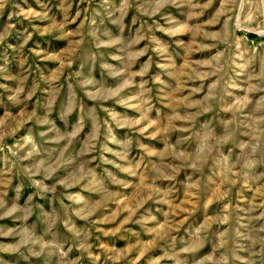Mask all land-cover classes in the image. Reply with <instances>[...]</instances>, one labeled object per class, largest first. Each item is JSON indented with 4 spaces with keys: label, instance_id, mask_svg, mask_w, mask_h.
<instances>
[{
    "label": "rangeland",
    "instance_id": "rangeland-1",
    "mask_svg": "<svg viewBox=\"0 0 264 264\" xmlns=\"http://www.w3.org/2000/svg\"><path fill=\"white\" fill-rule=\"evenodd\" d=\"M51 1L0 0V264H264V0H85L149 19L57 114Z\"/></svg>",
    "mask_w": 264,
    "mask_h": 264
},
{
    "label": "crops",
    "instance_id": "crops-1",
    "mask_svg": "<svg viewBox=\"0 0 264 264\" xmlns=\"http://www.w3.org/2000/svg\"><path fill=\"white\" fill-rule=\"evenodd\" d=\"M86 1L81 0L80 3L78 0L51 1V5L54 7V10L52 11L53 13L51 12L49 15L50 23L48 24V27L53 31H51V34L47 36L45 35V37H50L53 41L56 40L60 46L57 48L52 47L49 51V58L46 60H50L49 67L70 68V72H63L62 76L57 78L58 81L52 83V85H55V87L59 89L58 95H42V92H38L37 94L35 93V100L42 99V97L45 96L46 98L56 101L53 103L51 110L56 114L59 112V102L61 100L66 102L71 100L74 101V109L83 108V103L81 101H87L85 99H89V96L86 95L88 90H84V88L81 87H87L89 73L94 72V68L105 69L106 66H102L100 59L108 57L113 61L114 52H117L120 44H123V37L127 39L125 37V32H132V29H137L139 25H143V22L149 19V17H145V19H141V22L139 21L140 24H138V21H136L138 18H130L129 21L125 23V21L123 22L120 13L121 11H119L115 6L113 9L109 10L110 12H105V15L108 14L111 18L106 20L103 18V21H101L100 24L98 21L91 22L89 12L90 5H85L87 4ZM202 1L205 2L206 0H145V4L149 5L157 2L158 4H161V6L170 5L166 8L163 6L162 9H165V13L173 12L174 17L178 18L177 14L182 11L177 5H195L203 3ZM210 1L219 2L220 0ZM234 1L237 0H221L223 3H234ZM102 16H104V14H102ZM167 16H169V14ZM55 28L56 30H54ZM60 28L62 29V32ZM92 29H96L97 32L93 34ZM58 31L60 33H58ZM41 34H43V32ZM62 34H64V37L62 36V38H60ZM116 39H119L120 41L117 42V45L109 43L111 40ZM86 41H88V43L83 45L82 43ZM89 41H92V43ZM127 41L128 43H124L127 47H125V49H120L136 52L138 50V43H135L132 39ZM65 55H67L66 58H64ZM71 56H73V58H71ZM63 58L65 59V63H60L59 65V62L62 61ZM104 64L108 65L106 62H104ZM118 66V68L121 67V65ZM108 68L110 70V75H112L111 66L108 65ZM92 78H94V86H98V88L105 91V80L107 75L105 77H101L98 74ZM74 113L75 112H72V114Z\"/></svg>",
    "mask_w": 264,
    "mask_h": 264
}]
</instances>
